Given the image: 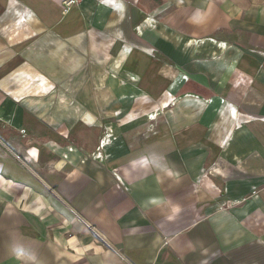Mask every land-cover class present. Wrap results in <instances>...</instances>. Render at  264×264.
<instances>
[{"label":"crops","instance_id":"obj_1","mask_svg":"<svg viewBox=\"0 0 264 264\" xmlns=\"http://www.w3.org/2000/svg\"><path fill=\"white\" fill-rule=\"evenodd\" d=\"M0 264H264V0H0Z\"/></svg>","mask_w":264,"mask_h":264},{"label":"rangeland","instance_id":"obj_2","mask_svg":"<svg viewBox=\"0 0 264 264\" xmlns=\"http://www.w3.org/2000/svg\"><path fill=\"white\" fill-rule=\"evenodd\" d=\"M220 35H221V39L222 40H225L228 39L227 35H228V31L227 30H224L223 28L220 30ZM226 44L224 45V47H226L227 49V42H225ZM74 77H78V75H69V76H61V78L59 80H55L53 79V76L51 75H44V80L45 82H48L50 84H54V88L55 89H59L58 91L56 90L55 91V95L58 93L60 95V97H56V98H59V102H60V107L57 108V114H59L60 118L62 119V124L61 125H68L66 124V122H64L65 119H67V116L68 114H71L74 110L78 113V111L80 112V108L76 107L75 105L74 106H71L70 103H71V100H69V95H67L68 93L66 92V89L63 88V86L69 81V80H72ZM79 77H82V76H79ZM34 92V91H33ZM72 95V94H70ZM44 98L46 100H49L48 102L51 103L52 99H51V96H52V92L51 91H45V94L43 95ZM49 98V99H47ZM50 103H48L50 105ZM69 103V105H68ZM46 109H48V111L50 112L51 111V107L48 106ZM81 110H82V107H81ZM47 140V139H46ZM63 146H67V143H62ZM62 147V146H61Z\"/></svg>","mask_w":264,"mask_h":264},{"label":"built area","instance_id":"obj_3","mask_svg":"<svg viewBox=\"0 0 264 264\" xmlns=\"http://www.w3.org/2000/svg\"><path fill=\"white\" fill-rule=\"evenodd\" d=\"M79 2L80 0H63V6L65 8H71L76 6Z\"/></svg>","mask_w":264,"mask_h":264}]
</instances>
